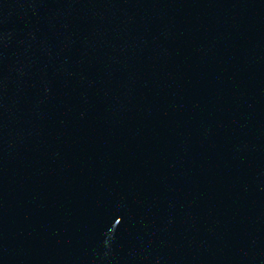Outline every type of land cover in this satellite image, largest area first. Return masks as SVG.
Wrapping results in <instances>:
<instances>
[{"label": "water", "instance_id": "water-1", "mask_svg": "<svg viewBox=\"0 0 264 264\" xmlns=\"http://www.w3.org/2000/svg\"><path fill=\"white\" fill-rule=\"evenodd\" d=\"M0 264H264V0H0Z\"/></svg>", "mask_w": 264, "mask_h": 264}]
</instances>
